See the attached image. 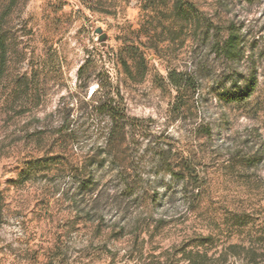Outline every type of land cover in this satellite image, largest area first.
Segmentation results:
<instances>
[{
  "label": "rangeland",
  "instance_id": "374dc122",
  "mask_svg": "<svg viewBox=\"0 0 264 264\" xmlns=\"http://www.w3.org/2000/svg\"><path fill=\"white\" fill-rule=\"evenodd\" d=\"M0 21V264H264V0H0Z\"/></svg>",
  "mask_w": 264,
  "mask_h": 264
},
{
  "label": "trees",
  "instance_id": "16d2710c",
  "mask_svg": "<svg viewBox=\"0 0 264 264\" xmlns=\"http://www.w3.org/2000/svg\"><path fill=\"white\" fill-rule=\"evenodd\" d=\"M236 44H237L236 37L232 34L225 44L226 52L228 54L233 53L237 49ZM7 63H8V45L5 35L3 34L2 31V22L0 21V69L2 71L3 69L6 68ZM237 88L238 90L232 93H225L224 100L228 102L245 101L250 97L254 89V83L246 85L245 88L242 87H237ZM97 108L99 110H103L104 112H107V116L111 123V127L109 129L108 137L106 140V145L108 147L114 146L115 148L117 146L118 147L122 146V143L125 142L128 135L126 114L124 112H121L115 107L113 108L110 102L98 103ZM186 165H187L186 166L187 169L191 168L188 165V163H186ZM32 170H33V165L30 167L29 171L32 172ZM2 200H3V195L2 192H0V216L3 215Z\"/></svg>",
  "mask_w": 264,
  "mask_h": 264
},
{
  "label": "water",
  "instance_id": "95a60500",
  "mask_svg": "<svg viewBox=\"0 0 264 264\" xmlns=\"http://www.w3.org/2000/svg\"><path fill=\"white\" fill-rule=\"evenodd\" d=\"M101 32V31H100ZM101 39H104V37L102 36Z\"/></svg>",
  "mask_w": 264,
  "mask_h": 264
}]
</instances>
